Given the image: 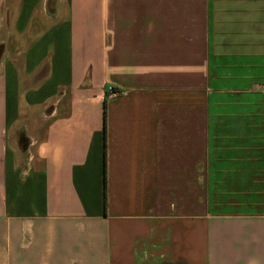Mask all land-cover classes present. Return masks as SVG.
Listing matches in <instances>:
<instances>
[{"label": "crops", "instance_id": "0c3cea01", "mask_svg": "<svg viewBox=\"0 0 264 264\" xmlns=\"http://www.w3.org/2000/svg\"><path fill=\"white\" fill-rule=\"evenodd\" d=\"M0 264H264V0H0Z\"/></svg>", "mask_w": 264, "mask_h": 264}, {"label": "built area", "instance_id": "2783aa9c", "mask_svg": "<svg viewBox=\"0 0 264 264\" xmlns=\"http://www.w3.org/2000/svg\"><path fill=\"white\" fill-rule=\"evenodd\" d=\"M109 92L111 93V92H112V90H111V89H109Z\"/></svg>", "mask_w": 264, "mask_h": 264}]
</instances>
